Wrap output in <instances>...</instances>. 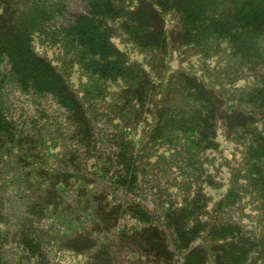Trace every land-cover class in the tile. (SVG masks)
I'll return each mask as SVG.
<instances>
[{
  "label": "trees",
  "instance_id": "obj_1",
  "mask_svg": "<svg viewBox=\"0 0 264 264\" xmlns=\"http://www.w3.org/2000/svg\"><path fill=\"white\" fill-rule=\"evenodd\" d=\"M44 35L85 84L36 51ZM116 38L151 57L150 70ZM217 41L230 59L213 82L166 62ZM0 62V264L10 249L58 264L55 248L78 264H264V0H0ZM10 82L52 97L71 137L19 127ZM219 125L239 137L244 169L211 206L204 164Z\"/></svg>",
  "mask_w": 264,
  "mask_h": 264
},
{
  "label": "rangeland",
  "instance_id": "obj_2",
  "mask_svg": "<svg viewBox=\"0 0 264 264\" xmlns=\"http://www.w3.org/2000/svg\"><path fill=\"white\" fill-rule=\"evenodd\" d=\"M167 21L171 24L172 17L168 16ZM114 43L123 49L132 60L150 70L148 64H150L152 58L146 53L138 50L131 44L125 43L120 38L114 39ZM61 46H63L62 41L49 39L47 35L37 36L35 40L36 51L48 57L57 67L65 68L68 79L73 86L78 87L85 84L87 78L75 64L73 57L67 53V50H63ZM228 52L229 50L225 42L217 41V43L211 44L208 47H189L180 50L171 49L166 56V62L171 70L181 69L189 71L209 82H213L225 72L228 60L230 59ZM5 71L6 65L4 62H0V73ZM250 80L249 78L240 80L238 81V85L246 86L250 84ZM111 90H114V87H111ZM5 102L9 116L19 127L28 126L34 128L37 126L40 130L43 129L44 132L49 133L52 127L60 126L64 129L63 135L66 138L71 137V132L65 120L64 110L57 105L52 97H38L32 94H24L14 83L10 82L5 92ZM51 125L53 126L51 127ZM137 134L134 136L136 142L141 139V133ZM61 144V141L58 143L57 141L56 143H47L48 147H50L49 154L51 157H55L61 153ZM217 144L218 149L208 153V159L210 160L204 164L205 172L209 175L211 181L208 182V185H205L206 194L212 202L211 206L228 192L235 181L234 176L239 170L242 171L244 169V149L239 137L228 136L223 127L219 125L217 128ZM254 205L255 202L250 199L244 201L246 211L253 209ZM252 212L256 215V212ZM50 257L58 264H78L84 259V256L58 248L52 250ZM5 263L35 264L33 261H28L23 257L22 253L14 249L8 251Z\"/></svg>",
  "mask_w": 264,
  "mask_h": 264
}]
</instances>
